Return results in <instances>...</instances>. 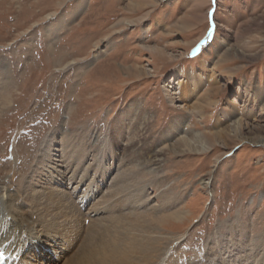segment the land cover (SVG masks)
<instances>
[{
    "label": "rangeland",
    "instance_id": "obj_1",
    "mask_svg": "<svg viewBox=\"0 0 264 264\" xmlns=\"http://www.w3.org/2000/svg\"><path fill=\"white\" fill-rule=\"evenodd\" d=\"M0 61L12 91L0 113V183L26 192L47 146L62 149L71 135L73 147L89 150L77 159L81 172L111 160L88 203L81 190L51 184L83 213L117 187L122 196L140 192L121 223L138 233L156 229L150 218L182 213L160 230L182 239L170 243L169 258L201 257L198 264H218L206 256L214 242L231 243L233 256L241 234L245 250L264 239V0H0ZM126 114L134 133L119 132ZM174 125L179 132L165 138ZM194 134L203 147L177 146ZM133 144L159 163L144 169ZM85 226L95 230L89 219Z\"/></svg>",
    "mask_w": 264,
    "mask_h": 264
},
{
    "label": "bare ground",
    "instance_id": "obj_2",
    "mask_svg": "<svg viewBox=\"0 0 264 264\" xmlns=\"http://www.w3.org/2000/svg\"><path fill=\"white\" fill-rule=\"evenodd\" d=\"M221 27L224 28L223 25ZM5 70L4 62L0 61V113L5 112L12 97V91L9 88L10 80L8 79L9 77H6ZM195 83L193 86L194 89H197V83ZM193 91L194 93L196 92L195 90ZM260 93L259 90L256 91V97L259 98ZM176 94V92L171 93V95ZM125 117L121 121L123 124L119 132L121 133L123 128L128 129L130 132L133 131V133L137 131L136 123L133 126H130V123L126 125L125 120H127L128 114ZM241 124V121L235 120L233 131L236 135L242 130ZM180 125L172 126L170 130L164 133V137L169 138L178 133ZM227 134L226 131L215 132L213 137L222 139ZM70 136L66 137L62 149L54 145L47 146L46 156L39 159L38 171L27 182L28 190L26 192H22L21 189L15 190L17 187L14 186L12 180H10L11 184L8 182L0 183V251L9 257L6 264H178L181 261L182 264H198L202 261L201 257H195L189 261L179 260V258L174 260L173 257L175 255L169 258V251L173 249L170 243L174 245V243L182 239L165 237L162 235L160 228L167 230L166 223L168 221L182 220L181 217L183 216L180 212H176L173 215H165L161 220L150 218L149 224L155 225L158 231L156 229L152 230L151 227L148 230L145 228L142 232L132 233L130 230L134 228L132 224L121 223L122 210L130 208L135 199L140 196V192L133 193L128 191L126 192L127 194L122 196L121 193L117 192L119 191L118 187L113 190L109 189L110 191L106 195H103L100 200L93 203L89 211L83 213L80 207L73 204L75 203L74 201L70 203L66 200L67 196H64L65 193H58L56 188L52 189L51 184L54 185L55 183L53 182H56V184L66 185L67 189L70 190L68 192L69 195L81 190V204H84V202L88 203L93 197L95 190L100 188L110 170L111 160L109 162L110 165L108 163L104 167L101 166L102 164L98 165L99 167L94 173L93 170L92 172L88 170L81 172L80 160L77 159L87 156L89 150L81 146L83 143L78 144L79 147H73L74 145L70 141L74 137ZM51 141L53 144V140ZM203 143V137L199 134H194L190 137L182 136L177 146L185 151H197L203 147ZM130 150L140 154L144 160V169L152 168L158 162L156 160L152 162L149 158L148 150L141 145L133 144ZM99 154L100 156H105L104 159L107 158V161H109V155L105 151L102 150ZM102 156L101 160L103 159ZM76 162H79L75 166L76 168H71L72 164L75 165ZM145 172L147 173V171ZM97 173L99 174L98 177H96ZM123 175L125 177V174ZM120 177H117L119 181ZM148 203L149 199L142 200L135 208L137 210L144 208ZM106 212L113 215H110L106 220L103 219L104 221H101V223H97L93 219L98 214ZM114 213L118 214L114 215ZM35 218L40 221L37 222ZM87 219L90 220L91 225L95 226L94 231L86 228L85 220ZM132 220L130 221L132 222ZM109 222L113 223L110 228L107 224ZM112 226L114 227L112 228ZM239 237L242 246L240 245V247L236 248L237 253L233 252L235 253L233 256H231L233 247H229L231 243L223 247L219 244V241L214 242V248L209 250L206 256L211 255L212 259H217L218 264H264V239H258V242L255 241L256 238L252 239L251 248L245 250V248H242L245 245L243 242L245 240L244 235L241 234ZM239 237H237L238 240ZM237 239L235 240L237 241ZM77 245L79 248L73 256L62 255L63 251L61 250L67 252L74 246L77 248ZM234 246H236V242H234ZM49 250L57 256L53 257L48 253ZM252 259L253 261L251 262Z\"/></svg>",
    "mask_w": 264,
    "mask_h": 264
},
{
    "label": "snow or ice",
    "instance_id": "obj_3",
    "mask_svg": "<svg viewBox=\"0 0 264 264\" xmlns=\"http://www.w3.org/2000/svg\"><path fill=\"white\" fill-rule=\"evenodd\" d=\"M213 3H215V0H213Z\"/></svg>",
    "mask_w": 264,
    "mask_h": 264
}]
</instances>
